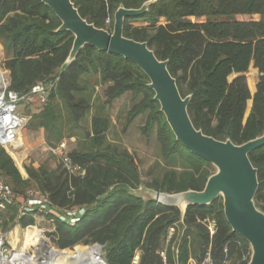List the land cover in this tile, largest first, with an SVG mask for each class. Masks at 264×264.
Segmentation results:
<instances>
[{
  "label": "trees",
  "instance_id": "obj_1",
  "mask_svg": "<svg viewBox=\"0 0 264 264\" xmlns=\"http://www.w3.org/2000/svg\"><path fill=\"white\" fill-rule=\"evenodd\" d=\"M72 1L83 18L112 31L120 5L139 8L147 0ZM60 24L42 0H0L2 68L8 72L9 89L21 95L37 84L48 88L45 105L31 116L30 127L47 131L54 163L26 165L24 177L0 144V177L18 194L34 191L48 197L50 211L44 216L53 246L66 250L99 243L108 264H132L137 253L138 264H163L164 249L170 264H187L190 257L202 261L207 255L213 264H248L250 245L232 230L221 198L183 214L137 193L142 188L202 190L215 168L176 140L148 77L131 60L86 45L64 67L74 36L58 32ZM124 35L148 42L159 59L169 61L182 96H192L189 114L196 128L236 144L264 133V0H158L144 15L126 18ZM251 66L259 71L253 94L247 79ZM100 87L102 99L97 98ZM126 94L133 106L125 129L143 116L142 134L147 140L155 135L159 149L148 182L137 153L108 140L110 106ZM73 135L83 138L76 147L64 154L53 151ZM64 156L83 173H69ZM250 159L258 169L255 202L264 211V146L251 152ZM80 208L85 213L75 225L58 215ZM18 224L34 225L35 219L22 215L16 202L0 212V228L8 231ZM172 226L175 233L167 241Z\"/></svg>",
  "mask_w": 264,
  "mask_h": 264
},
{
  "label": "water",
  "instance_id": "obj_2",
  "mask_svg": "<svg viewBox=\"0 0 264 264\" xmlns=\"http://www.w3.org/2000/svg\"><path fill=\"white\" fill-rule=\"evenodd\" d=\"M157 1L147 0L139 8L120 5L110 31L83 18L72 0H42L61 22L57 31H69L74 36L64 67L69 66L86 45L131 60L148 77V87L154 92V99L159 102L160 111L176 140L215 168L202 190L167 193L142 188L137 193L165 206L177 207L183 214L189 207L209 205L221 198L232 230L250 245L248 264H264V211L255 202L259 187L258 169L250 159L251 152L264 146V133L243 144H236L229 138L219 140L196 128L189 114L192 96H182L177 80L168 68L169 61L159 59L148 42L124 35L126 18L144 15ZM39 243L48 244V241L45 236H40ZM92 247L103 249L104 245L96 243Z\"/></svg>",
  "mask_w": 264,
  "mask_h": 264
},
{
  "label": "built area",
  "instance_id": "obj_3",
  "mask_svg": "<svg viewBox=\"0 0 264 264\" xmlns=\"http://www.w3.org/2000/svg\"><path fill=\"white\" fill-rule=\"evenodd\" d=\"M110 23V20H107ZM48 92V88L41 84H37L27 95H21L17 91L9 89V82L6 79L0 81V144L3 145L9 153L15 154L19 148V136L21 130L26 126L29 117L18 111V103L24 100L26 103H32L40 98H43ZM66 145L59 144L53 151L55 153L64 154ZM63 162L68 172L71 174H82L83 170L74 164L67 156L63 157ZM20 205L22 215H31L39 213L43 216L48 214L50 202L48 197L40 192H29L27 195L16 193L1 177H0V212L5 210L8 205L13 203ZM85 213L84 208L65 211L58 214L62 221L70 225H75L80 216ZM33 227L29 225L28 228ZM35 227V226H34ZM41 236H45L48 244L50 238L48 232L50 229H42ZM213 231V228H211ZM175 233V227L169 229L167 241H169ZM46 244H40L39 238L32 247H25L18 249L14 247L8 238V232L0 228V264H52L45 251H43ZM50 246V244H49ZM31 248H33L31 250ZM104 249V248H103ZM103 249H98L93 254V264H108L104 258ZM163 264H170L166 258V250L161 251ZM140 255L137 253L132 261V264H138ZM187 264H213L210 255H207L202 261H197L195 258L190 257Z\"/></svg>",
  "mask_w": 264,
  "mask_h": 264
},
{
  "label": "rangeland",
  "instance_id": "obj_4",
  "mask_svg": "<svg viewBox=\"0 0 264 264\" xmlns=\"http://www.w3.org/2000/svg\"><path fill=\"white\" fill-rule=\"evenodd\" d=\"M3 56V48L0 44V76H2V78L0 77V81H2L1 79L8 80V72L2 68ZM231 78H233V76H231ZM247 79L251 93L253 94L255 92L256 84L259 79V71L254 66H251L249 71L247 72ZM252 85L254 86V88H252ZM97 98H103L102 87L98 89ZM132 106L133 102L130 94H126L112 103L109 109L110 116L112 118V124L111 129L108 132V140L113 143H118L121 146L129 148L130 150L137 153V156L141 162L140 171L142 178L145 182H148L151 179V176L148 174V170L155 161L159 160L160 153L159 149L156 147L155 144V135H153L151 139L147 140V138L142 134L141 127L145 124V119L143 116L137 117L135 121L128 128L125 129L128 113ZM251 107L252 100L248 102L247 115L250 113ZM22 110L25 113L29 112V109L24 100L18 103V111ZM29 133L26 132L25 135L21 130L20 138L21 142H23V146L17 149L18 153L16 154V157L18 159H14L15 163L20 168L22 174H24L23 172L25 170L23 171V168L26 165H35V167H38L43 163H48L50 165L53 163L52 161H50V149L47 142L38 144V138L30 135ZM69 138L71 137H68L65 142H62L65 145L68 143V148L66 146L67 150L72 147H76L77 143L83 139L81 135H73L70 140ZM21 160H24V162H21ZM31 216L35 219V224L33 225V227L35 226L40 230L48 229L49 224L45 216L39 213H33L31 214ZM27 229L28 226L23 227L22 224H18L7 231L9 241L14 247L18 249L25 248V231H27ZM49 244L50 246L55 247L53 246L51 241L49 242ZM75 247L73 249L66 250H74ZM32 249L33 248H31V250ZM55 249L60 250L56 247Z\"/></svg>",
  "mask_w": 264,
  "mask_h": 264
},
{
  "label": "bare ground",
  "instance_id": "obj_5",
  "mask_svg": "<svg viewBox=\"0 0 264 264\" xmlns=\"http://www.w3.org/2000/svg\"><path fill=\"white\" fill-rule=\"evenodd\" d=\"M2 71V70H1ZM2 78V76H0ZM2 80V79H1ZM25 236V247H32L37 239L41 236V231L37 227H30L27 229ZM13 235V234H12ZM19 240V239H18ZM15 244V243H14ZM98 250L97 247L83 246L75 248L74 250H57L51 248L49 244L44 246L43 251L46 252L52 264H89L93 262V254ZM99 264H102L101 262Z\"/></svg>",
  "mask_w": 264,
  "mask_h": 264
},
{
  "label": "crops",
  "instance_id": "obj_6",
  "mask_svg": "<svg viewBox=\"0 0 264 264\" xmlns=\"http://www.w3.org/2000/svg\"><path fill=\"white\" fill-rule=\"evenodd\" d=\"M47 96H48V94L46 93V95L43 97V98H40L39 100H37V101H35V102H32V103H26V105H27V107H28V109H29V112L28 113H25L23 110L22 111H19L20 113H22V114H24V115H26L27 117H29V121H28V123L26 124V126L22 129V131H23V133L25 134L26 132L27 133H29V132H31V133H29L30 135H32V136H35L36 138H38V144H40V143H45L46 142V136H47V131L45 130V129H43V128H38V129H34V128H32V127H30V119H31V116L33 115V114H36V113H38V112H40L42 109H43V107H44V105H45V102H46V99H47ZM27 128V129H26ZM31 128V129H30ZM26 135V134H25ZM19 138H20V136H19ZM72 138V137H71ZM71 138H69V140L71 139ZM66 139L67 138H65V139H63L61 142H65L66 141ZM19 144H20V146H19V148L21 147V146H23V142H21V138L19 139ZM68 145V143L66 144V146ZM49 146V145H48ZM50 147V146H49ZM67 148H68V146H67ZM66 148V149H67ZM73 148V147H72ZM72 148H70L69 150H71ZM18 152H17V150L15 151V154L14 155H12L11 153V155L13 156V158L15 159V160H17L18 158L16 157V154H17ZM21 162H24V160H21ZM35 166V165H34ZM25 168V167H24ZM23 168V171L25 170ZM24 174H23V176L24 175H26V171H24L23 172ZM27 176V175H26ZM26 176H24V177H26Z\"/></svg>",
  "mask_w": 264,
  "mask_h": 264
}]
</instances>
